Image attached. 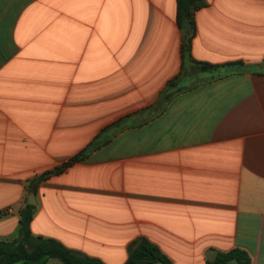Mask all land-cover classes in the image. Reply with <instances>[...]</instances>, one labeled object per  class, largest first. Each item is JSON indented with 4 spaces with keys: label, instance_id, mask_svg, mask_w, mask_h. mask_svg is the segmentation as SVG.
Returning a JSON list of instances; mask_svg holds the SVG:
<instances>
[{
    "label": "crops",
    "instance_id": "1",
    "mask_svg": "<svg viewBox=\"0 0 264 264\" xmlns=\"http://www.w3.org/2000/svg\"><path fill=\"white\" fill-rule=\"evenodd\" d=\"M32 192L35 237L105 264L140 238L264 264V0H206L190 31L178 0H0V241Z\"/></svg>",
    "mask_w": 264,
    "mask_h": 264
},
{
    "label": "trees",
    "instance_id": "2",
    "mask_svg": "<svg viewBox=\"0 0 264 264\" xmlns=\"http://www.w3.org/2000/svg\"><path fill=\"white\" fill-rule=\"evenodd\" d=\"M205 5L206 0H178V19L181 28L185 19H188L193 26L195 12ZM193 34L194 31L184 32L185 38L182 46L183 59L185 58V54L190 51ZM196 65L201 72H207V70L213 68V66L208 63H196ZM174 85V81H171L168 88L170 89ZM167 89L163 94L166 99H169L177 92V90H174L169 93L170 90ZM83 156L84 153L76 155L62 166L56 167L37 177L31 182L32 191L36 192L38 185L52 176H59L66 173L69 168L79 162ZM34 211L35 206L26 205L20 211L18 238L11 242L0 241V264H45L46 260L49 258L58 259L62 264H105L99 259L91 258L83 253L73 251L55 239L35 237L31 231V222L35 214ZM31 240H37L40 243L33 251L27 249ZM216 253L215 260L209 264H251L249 253L239 248L228 252ZM155 263L173 264L169 257L161 252V249L157 245L146 238H140L132 245L125 264Z\"/></svg>",
    "mask_w": 264,
    "mask_h": 264
},
{
    "label": "rangeland",
    "instance_id": "3",
    "mask_svg": "<svg viewBox=\"0 0 264 264\" xmlns=\"http://www.w3.org/2000/svg\"><path fill=\"white\" fill-rule=\"evenodd\" d=\"M182 90H184V89H182ZM26 205H27V199L24 201V204H23V206H22L21 209H23ZM14 208H15V211L16 210H20V208L18 209V207H14ZM39 244L40 243L37 240H31L29 242V244H28L27 249L29 251H33V250H35L39 246ZM20 264H25V263H20ZM45 264H62V262H60L58 259L49 258V259L46 260V263Z\"/></svg>",
    "mask_w": 264,
    "mask_h": 264
},
{
    "label": "water",
    "instance_id": "4",
    "mask_svg": "<svg viewBox=\"0 0 264 264\" xmlns=\"http://www.w3.org/2000/svg\"><path fill=\"white\" fill-rule=\"evenodd\" d=\"M183 29L185 31H190L191 30V24L189 22L188 19H185L184 22H183ZM27 205H31V206H36L37 205V201H36V198H35V193H30L28 195V198H27Z\"/></svg>",
    "mask_w": 264,
    "mask_h": 264
},
{
    "label": "built area",
    "instance_id": "5",
    "mask_svg": "<svg viewBox=\"0 0 264 264\" xmlns=\"http://www.w3.org/2000/svg\"><path fill=\"white\" fill-rule=\"evenodd\" d=\"M13 213L12 207H8L6 209L0 210V217L10 215Z\"/></svg>",
    "mask_w": 264,
    "mask_h": 264
}]
</instances>
